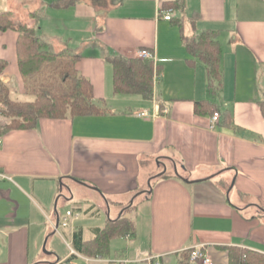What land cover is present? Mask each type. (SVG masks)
Wrapping results in <instances>:
<instances>
[{
	"label": "crops",
	"instance_id": "1",
	"mask_svg": "<svg viewBox=\"0 0 264 264\" xmlns=\"http://www.w3.org/2000/svg\"><path fill=\"white\" fill-rule=\"evenodd\" d=\"M54 1L0 0V11L33 26L52 51L78 54L102 112L0 133L8 175L0 178V264H148L156 254L163 264H193L182 251L199 243L212 264H230L232 246L264 253V0H183L171 19L161 9L170 0ZM203 29L217 31L221 48L213 88L184 42ZM18 35L0 30V77L13 99L27 101ZM143 47L155 54L152 97L116 92L106 56ZM67 209L74 213L61 230ZM124 213L134 233L113 236L106 256L75 247L76 232L90 241Z\"/></svg>",
	"mask_w": 264,
	"mask_h": 264
},
{
	"label": "trees",
	"instance_id": "2",
	"mask_svg": "<svg viewBox=\"0 0 264 264\" xmlns=\"http://www.w3.org/2000/svg\"><path fill=\"white\" fill-rule=\"evenodd\" d=\"M73 1L75 0H55L53 3L68 5ZM182 2L183 0L166 1L165 7L161 9L172 12L174 6L180 7ZM7 28L19 32L17 52L20 73L26 92L34 98L27 101L13 99L8 85L0 77V115L10 118L9 122L0 126V133L17 127H34L41 117L62 118L102 112V107L94 99L91 80L76 66L78 54L67 50L52 51L33 26L13 19L10 11H0V30ZM216 32L203 29L184 36L185 45L192 56L205 62L211 88L214 87V81L221 77V48ZM106 58L113 65L116 92L152 97L155 72L153 59L125 56L121 53H111ZM4 67L5 62L0 61V75ZM132 206L133 204L128 208L131 209ZM133 233L134 220L124 213L116 220H109L90 241L82 242L81 234L76 232L74 245L90 256H106L109 240L113 236ZM228 251L230 264H264L262 252L235 246L229 247ZM182 252L189 259V250L184 249Z\"/></svg>",
	"mask_w": 264,
	"mask_h": 264
},
{
	"label": "built area",
	"instance_id": "3",
	"mask_svg": "<svg viewBox=\"0 0 264 264\" xmlns=\"http://www.w3.org/2000/svg\"><path fill=\"white\" fill-rule=\"evenodd\" d=\"M163 17L166 19H170L171 18L170 11L167 10V12L163 14ZM137 54L139 57L151 58V59L155 60V54L149 48H146V47L140 48L138 50ZM220 116H221V113L219 110L216 109L213 111L212 117H211L212 125H215L219 121ZM1 143H2V139L0 138V145H1ZM4 177H8V175L6 173H4V171L0 170V178H4ZM73 213L74 212L71 209H67L66 214L61 217L58 225L67 226L69 224V216ZM54 225L57 228L58 225H56V224H54ZM186 249L189 250V260L193 264H212L211 255L204 248L203 244H200V243L195 244V245H192ZM72 251L74 252L73 249H72ZM159 257H160V255H158V254L150 255V256L146 257L145 259H143V261H146L148 264H163L159 260ZM118 261L120 262V264H133L134 262L140 261V260L130 259V258H119ZM56 264H66V263L64 260H59L56 262Z\"/></svg>",
	"mask_w": 264,
	"mask_h": 264
},
{
	"label": "rangeland",
	"instance_id": "4",
	"mask_svg": "<svg viewBox=\"0 0 264 264\" xmlns=\"http://www.w3.org/2000/svg\"><path fill=\"white\" fill-rule=\"evenodd\" d=\"M22 14V13H21ZM3 118H1V116H0V126L2 125V124H4L2 121ZM73 204L71 203L69 206H72ZM86 218H88V217H86ZM62 229L61 230H63V226L61 227ZM114 243H115V241H113ZM58 243H59V247H61V249H63V250H65L66 249V245H65V243L63 242V241H58ZM113 246V248L114 247H116L115 246V244H113L112 245ZM50 249H49V244H48V242H46V243H43V245H42V251H49Z\"/></svg>",
	"mask_w": 264,
	"mask_h": 264
},
{
	"label": "water",
	"instance_id": "5",
	"mask_svg": "<svg viewBox=\"0 0 264 264\" xmlns=\"http://www.w3.org/2000/svg\"><path fill=\"white\" fill-rule=\"evenodd\" d=\"M149 184H150V182H149ZM132 202V201H131ZM59 222V219H57V223Z\"/></svg>",
	"mask_w": 264,
	"mask_h": 264
}]
</instances>
